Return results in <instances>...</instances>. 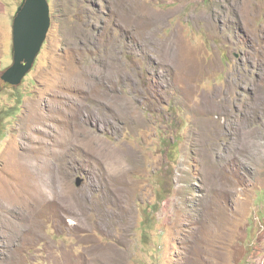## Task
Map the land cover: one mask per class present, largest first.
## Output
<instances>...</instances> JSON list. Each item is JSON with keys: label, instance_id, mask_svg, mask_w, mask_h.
I'll return each instance as SVG.
<instances>
[{"label": "rangeland", "instance_id": "rangeland-1", "mask_svg": "<svg viewBox=\"0 0 264 264\" xmlns=\"http://www.w3.org/2000/svg\"><path fill=\"white\" fill-rule=\"evenodd\" d=\"M48 3L0 78V264H264V0Z\"/></svg>", "mask_w": 264, "mask_h": 264}, {"label": "water", "instance_id": "water-1", "mask_svg": "<svg viewBox=\"0 0 264 264\" xmlns=\"http://www.w3.org/2000/svg\"><path fill=\"white\" fill-rule=\"evenodd\" d=\"M48 0H23L12 22V64L1 80L17 86L31 70L50 26ZM76 186L82 183L76 179Z\"/></svg>", "mask_w": 264, "mask_h": 264}]
</instances>
